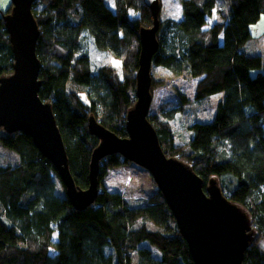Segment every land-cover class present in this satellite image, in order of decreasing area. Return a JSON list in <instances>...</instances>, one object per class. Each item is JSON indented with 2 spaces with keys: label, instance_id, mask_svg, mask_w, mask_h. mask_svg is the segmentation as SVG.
<instances>
[{
  "label": "trees",
  "instance_id": "16d2710c",
  "mask_svg": "<svg viewBox=\"0 0 264 264\" xmlns=\"http://www.w3.org/2000/svg\"><path fill=\"white\" fill-rule=\"evenodd\" d=\"M224 1L226 16L214 20L217 0H179V21L159 17L158 49L151 61V67L198 78L197 101L223 93L212 120L193 122L187 143L176 146L168 122L187 102L185 95H178L176 107L159 110L168 124L158 125L150 114L147 119L168 157L188 165L203 186L214 178L222 194L249 215L256 237L242 263L264 264V63L260 55L242 50L251 36L249 26L260 17L264 23V0ZM129 11L138 16L130 19ZM32 13L39 28L38 94L51 104L69 171L75 185L85 189L98 144L89 133L88 118L118 137L127 136L125 114L135 102L139 29L151 27V12L144 0H114L113 9L107 0H37ZM4 14L0 10V77L12 72L13 63ZM83 34L96 52L120 60L121 79L110 65L99 66L81 52ZM154 85L160 81L151 73V94ZM76 88L86 93L87 104ZM0 131V145L19 157L15 166H0V264H194L158 190L147 204L131 206L120 192L102 186L109 168L128 163L119 154L99 161L95 201L75 210L65 195H57V174L31 138ZM138 221L143 224L134 229Z\"/></svg>",
  "mask_w": 264,
  "mask_h": 264
},
{
  "label": "water",
  "instance_id": "95a60500",
  "mask_svg": "<svg viewBox=\"0 0 264 264\" xmlns=\"http://www.w3.org/2000/svg\"><path fill=\"white\" fill-rule=\"evenodd\" d=\"M35 1L11 0L10 12L3 15L13 63L12 72L0 77V128L31 138L41 157L52 165L75 210H83L95 201L99 161L119 154L151 175L194 264H243L244 252L254 234L249 215L222 194L214 178L204 187L201 177L188 165L168 157L147 119L152 101L151 61L158 49L160 1L144 0L152 25L139 29L135 102L125 114L127 136L118 137L93 116L88 118L89 133L98 139V144L91 153L85 189L73 181L51 104L38 94L41 81L35 51L39 28L32 13Z\"/></svg>",
  "mask_w": 264,
  "mask_h": 264
},
{
  "label": "rangeland",
  "instance_id": "374dc122",
  "mask_svg": "<svg viewBox=\"0 0 264 264\" xmlns=\"http://www.w3.org/2000/svg\"><path fill=\"white\" fill-rule=\"evenodd\" d=\"M11 0H0V10L9 13L11 9L8 6ZM108 2L111 1L107 0ZM228 2L217 0V6L214 10V20H218L222 14L226 16ZM138 16L137 12L129 11V18L134 19ZM223 16V15H222ZM160 21L173 20L179 21L182 18L181 5L179 0H160ZM250 38L242 46V50L250 55H260L264 63V23L260 17L256 23L249 26ZM81 52H85L93 62L99 66L110 65L116 72L119 79L123 77L121 62L109 54L98 53L95 51L90 40L83 34L80 39ZM151 73L160 85H154L152 90V101L149 114L153 116L158 125H170L174 130V142L176 146L187 143L189 139L188 127L193 122L207 123L214 116L216 105L223 99V93L209 96L203 100L194 99V88L199 80L198 78H186L181 75H174L170 71L162 70L158 67H151ZM78 98L85 104L88 99L85 92H80L78 88L73 90ZM179 94L185 95L187 102L180 104ZM180 104L178 112L173 114L172 121L166 123L159 110H166L170 107H176ZM164 110V112H165ZM167 120V119H166ZM1 132V131H0ZM19 162L18 155L0 145V166H15ZM217 178V177H216ZM56 182V193L59 196L65 195L64 187L59 177L54 175ZM102 186L108 191H118L125 201L131 206L147 204L150 197L158 191L157 186L152 180L151 175L141 167L128 162L119 167L109 168L107 174L102 179ZM206 185H204L205 187ZM142 221L134 224V229L142 225ZM147 228L151 229L152 224L145 223ZM256 237L254 232L253 238ZM152 253L159 257L156 248L150 247Z\"/></svg>",
  "mask_w": 264,
  "mask_h": 264
},
{
  "label": "crops",
  "instance_id": "0c3cea01",
  "mask_svg": "<svg viewBox=\"0 0 264 264\" xmlns=\"http://www.w3.org/2000/svg\"><path fill=\"white\" fill-rule=\"evenodd\" d=\"M111 1V4H110V2H108L107 1V3H108V5H109V7L111 8V9H113V7H114V0H110Z\"/></svg>",
  "mask_w": 264,
  "mask_h": 264
}]
</instances>
